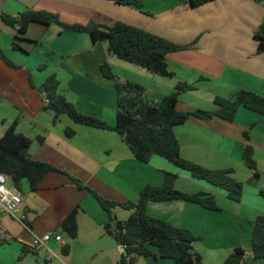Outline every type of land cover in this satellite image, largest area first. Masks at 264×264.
<instances>
[{
  "label": "crops",
  "instance_id": "obj_1",
  "mask_svg": "<svg viewBox=\"0 0 264 264\" xmlns=\"http://www.w3.org/2000/svg\"><path fill=\"white\" fill-rule=\"evenodd\" d=\"M188 1L142 0L141 9L112 0L0 1V10L11 16L31 9L55 14L66 25L122 22L177 45L195 42L167 55L168 71L173 75L164 77L111 55L106 40L94 43L88 34L57 24L31 23L17 41L23 51L14 50L16 33L0 20V50L18 67H9L0 58V130L4 133L16 122V132L31 140V158L60 171L45 175L33 192L23 181L26 186L21 193L32 233L61 236V242L52 239L46 248L29 252L25 244L32 240L30 232L9 216H0L6 234L0 243V264H121L125 248L105 233L107 214L71 178L106 200L135 203L146 185H162L165 174L176 176L174 187L181 192L213 195L220 210L176 200L149 202V217L190 231L197 238L193 249L201 256V264H223L238 248L245 251L240 264H264V259L253 258L251 250L255 217L264 214V198L259 195L264 190V116L240 108L231 122L190 118L174 127L184 160L210 170H233L230 177L242 185L240 201L234 202L223 188L192 178L159 156L138 162L114 131L77 125L66 115L54 122L35 89L55 75L59 92L79 113L110 127L116 123V82L142 86L146 97L155 102L173 92L178 82L195 85L178 97L177 106L183 112L212 110L215 97L233 99L241 90L264 97V54L256 52L253 40L254 32L264 25V5L257 0H214L192 7ZM103 62L110 65L116 81L102 77ZM67 128L74 131L70 137L65 134ZM245 145L253 148L256 170L243 163ZM74 208L78 209L77 236L68 243L60 224ZM120 210L124 209H114V218L125 221L118 220ZM66 244L70 252L64 255L61 248ZM126 260L129 264H174L161 258Z\"/></svg>",
  "mask_w": 264,
  "mask_h": 264
},
{
  "label": "trees",
  "instance_id": "obj_2",
  "mask_svg": "<svg viewBox=\"0 0 264 264\" xmlns=\"http://www.w3.org/2000/svg\"><path fill=\"white\" fill-rule=\"evenodd\" d=\"M112 1L136 9L142 7V0ZM212 1L214 0H189L188 2L192 7H198ZM257 1L264 5V0ZM0 20L16 33L13 42L14 50L23 51L17 41L22 40L21 38L26 34L31 23L44 26L57 24L65 30L88 34L94 43L106 40L108 52L111 55L144 68L152 74L164 77L173 75L168 71L167 55L195 45V42L188 46L177 45L122 22H115L110 26L93 22L87 25H66L55 14L31 9L16 16L8 15L0 10ZM253 40L257 44L256 52L264 54V25L254 32ZM0 58L9 67L18 69L6 59L1 50ZM42 68L43 65L39 67V69ZM100 73L107 80L116 79L107 62L100 65ZM30 85L35 88L31 79ZM59 85L56 76L50 75L40 87L35 88L44 100L43 110L53 114L54 122L61 115H66L74 124L114 131L138 162L147 163L153 155L159 156L175 168L187 172L192 178L223 188L229 200L240 201L242 185L230 177L233 170H210L184 160L180 156V145L175 136L174 127L184 124L190 118L206 121L219 118L231 122L240 108L264 116V97L241 90L233 99L215 97L212 110L197 109L183 112L178 109V97L184 92L194 90L195 85L178 82L173 92L155 102L146 97L142 86L132 82H116V123L110 127L98 118L79 113L74 105L59 92ZM15 125L16 122L0 136V173L9 175L14 187L19 191L25 181L30 191L33 192L45 175L51 172L60 173V171L48 163L31 158L29 154L31 140L17 133ZM65 134L70 137L74 131L67 128ZM243 136L248 139L247 132H244ZM242 160L247 168L256 170L252 146L245 145ZM254 175L258 176L257 173ZM175 179V175L165 174L163 184L160 186L146 185L139 193L137 202L118 203L100 197L93 190L83 186L79 180L71 178L77 188L91 193L100 208L107 214L108 222L104 225L105 233L125 248L126 256L121 257V264H129L126 258L130 262L136 258L152 260L161 258L171 260L174 264H201V256L193 249L197 238L190 231L173 226L166 221L151 218L146 214V206L149 202L174 200L192 203L209 211L220 210L213 195L204 192L194 194L181 192L174 187ZM259 195L264 198V190L260 191ZM116 208L129 211V216L125 221H117L114 218L113 211ZM77 210L74 208L60 224L61 231L71 240L77 236ZM151 248H155L157 253ZM251 250L254 259H264V214L255 217L251 233ZM61 252L64 255L69 254L70 245H64ZM244 256L245 251L238 248L223 264H240Z\"/></svg>",
  "mask_w": 264,
  "mask_h": 264
},
{
  "label": "built area",
  "instance_id": "obj_3",
  "mask_svg": "<svg viewBox=\"0 0 264 264\" xmlns=\"http://www.w3.org/2000/svg\"><path fill=\"white\" fill-rule=\"evenodd\" d=\"M22 199V193L14 187L11 177L7 174L0 173V216H9L25 230L30 232L32 240L25 244V248L29 252H35L40 248H46L47 243L52 239L56 242H61L60 235L46 233L38 236L32 233L22 207ZM5 240V230L0 221V243L5 242Z\"/></svg>",
  "mask_w": 264,
  "mask_h": 264
},
{
  "label": "rangeland",
  "instance_id": "obj_4",
  "mask_svg": "<svg viewBox=\"0 0 264 264\" xmlns=\"http://www.w3.org/2000/svg\"><path fill=\"white\" fill-rule=\"evenodd\" d=\"M43 69V68H42ZM39 70H41V69H39ZM3 135V133H2V131L0 130V136H2ZM24 183L25 182H23L22 183V185H21V187L22 186H26V185H24ZM127 210H120L118 213H120L119 214V217L118 218H120V219H118V220H121V219H127V216H128V212H126ZM13 220V219H12ZM14 221V220H13ZM15 222V221H14ZM64 239H65V242H68V243H70L71 242V239L70 238H68V236L66 235L65 237H64ZM45 253V251L42 249L41 250V254H44Z\"/></svg>",
  "mask_w": 264,
  "mask_h": 264
},
{
  "label": "water",
  "instance_id": "obj_5",
  "mask_svg": "<svg viewBox=\"0 0 264 264\" xmlns=\"http://www.w3.org/2000/svg\"><path fill=\"white\" fill-rule=\"evenodd\" d=\"M250 254V253H249Z\"/></svg>",
  "mask_w": 264,
  "mask_h": 264
}]
</instances>
